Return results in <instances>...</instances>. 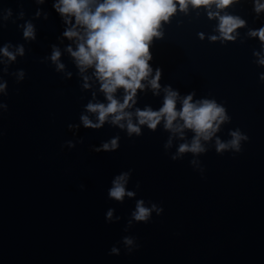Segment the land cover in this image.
Returning a JSON list of instances; mask_svg holds the SVG:
<instances>
[{"label":"water","instance_id":"1","mask_svg":"<svg viewBox=\"0 0 264 264\" xmlns=\"http://www.w3.org/2000/svg\"><path fill=\"white\" fill-rule=\"evenodd\" d=\"M58 2L0 0V49H24L15 60L0 52V264H264V44L249 35L264 27L257 0L226 9L189 3L185 11L176 3L149 44L152 72L125 111L138 124L136 110L159 111L168 87L179 94L178 111L190 94L193 103L215 100L229 119L200 141L205 151L198 154H179L195 133L185 129L181 139L163 119L155 130L138 125L139 135L111 116L101 128L84 127L81 116L99 122L87 104L108 101L95 67L81 72L68 52L80 41L65 31L85 29L58 13ZM209 11L238 16L245 26L222 40ZM27 22L34 39L23 36ZM157 69L158 95L150 85ZM124 94L117 89L114 98L123 103ZM237 130L247 136L240 151L217 152L216 140L228 143ZM116 137L115 150L97 151ZM125 173L126 191L135 195L115 201L108 190ZM140 200L155 205L146 221L132 215Z\"/></svg>","mask_w":264,"mask_h":264},{"label":"clouds","instance_id":"2","mask_svg":"<svg viewBox=\"0 0 264 264\" xmlns=\"http://www.w3.org/2000/svg\"><path fill=\"white\" fill-rule=\"evenodd\" d=\"M176 3H179L181 11H185L189 3L196 8L210 7L215 4L217 9H226L234 3V0H103L102 3L98 4H96V0H59L54 5L56 11L62 16H74L75 24L84 27L83 35L78 33L75 27L65 31L64 35L67 38H76L80 41L76 51H73L71 47L67 50L76 60L81 72L89 67H95V75L101 84L100 90L105 94L108 101L107 105L91 102L87 104V111L98 114L99 122L93 123L88 116H81L85 128H101L107 118L111 116L112 124L123 129L125 123H121V121H126L129 135L133 133L139 135L141 129L138 125L146 124L149 129L155 130L163 119L164 128L174 134H180L181 139L184 138L185 129L195 133L191 144H181L178 153L198 154L205 151L200 141L202 139L204 141L210 140L219 130L220 125L229 119L225 108L217 104L215 100L203 99L193 103V95L191 94L182 100V107L178 111L176 104L179 94L170 87L165 89L163 107L159 111H153L151 108L136 110L135 116L138 124H134L132 114L125 111L135 103L134 97L137 91L144 88L142 81L148 78L152 72L149 66L151 60L149 44L153 37L161 35L158 32L161 22H167L177 11ZM93 4H95L94 9ZM255 11L257 13L264 11V4L257 0ZM8 15H11L10 11ZM208 16L209 19L214 17L219 19L220 38L226 41L234 40L235 37L232 33L238 28L244 27L246 23L238 16L228 14L221 16L219 12L209 11ZM21 17H23V13H21ZM65 22L70 23L71 21ZM23 29L25 39L35 38L34 27L31 22H27ZM249 35L258 37L264 44V27L250 31ZM210 39L215 41L217 37L212 36ZM0 52L9 60H15L17 54H24V49L23 46H19L16 53H13L8 50L6 45L0 49ZM59 57L60 52L54 49L51 55L52 61H58ZM259 64L264 65V59H259ZM58 68L62 69L63 65H58ZM19 75L22 78L23 71ZM160 78L161 71L157 69L155 77L150 80L151 88L157 95L160 88ZM260 79L264 81V75ZM84 86L87 87L88 85L85 84ZM5 87V84H0V92ZM121 88L125 93L123 103L114 98L117 89ZM178 120L183 123H176ZM230 135L232 139L228 143H222L219 139L216 140L217 152H222L228 148L237 152L240 151V142L246 140L247 136L242 135L239 130L232 131ZM118 140L119 137L113 138L109 143H104L102 149H97V151L115 150L118 147ZM127 181V173L116 177L112 182V187L108 190V196L115 201H122L126 195L128 197L134 196V192L126 191ZM153 209H155V205L149 209L144 206L143 200L137 201L136 210L132 214L133 218L136 221H146ZM157 211L159 213L162 209ZM112 215L113 209H109L107 212L108 219H111ZM124 243L131 245L133 240L125 237ZM112 253H117V249L113 248Z\"/></svg>","mask_w":264,"mask_h":264}]
</instances>
